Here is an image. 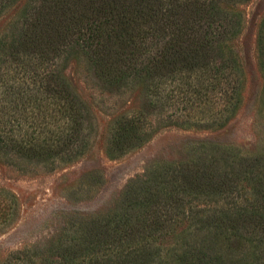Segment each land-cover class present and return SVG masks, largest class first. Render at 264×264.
Wrapping results in <instances>:
<instances>
[{
  "label": "trees",
  "instance_id": "trees-1",
  "mask_svg": "<svg viewBox=\"0 0 264 264\" xmlns=\"http://www.w3.org/2000/svg\"><path fill=\"white\" fill-rule=\"evenodd\" d=\"M249 1L0 0V15L19 5L0 36V163L52 171L87 152L93 114L65 77L73 58L103 89L140 96V111L111 123L113 152L146 141L158 117L223 126L241 102L233 42L244 22L238 7ZM257 43L264 71V16ZM211 154L130 189L122 213L95 223L79 245L59 241L49 258L16 251L0 264H264V158ZM18 208L1 190L0 228Z\"/></svg>",
  "mask_w": 264,
  "mask_h": 264
},
{
  "label": "rangeland",
  "instance_id": "rangeland-1",
  "mask_svg": "<svg viewBox=\"0 0 264 264\" xmlns=\"http://www.w3.org/2000/svg\"><path fill=\"white\" fill-rule=\"evenodd\" d=\"M18 9L14 5L0 15V36ZM238 9L244 22L233 46L242 69L241 102L221 127L167 125L158 123V117L146 141L127 145L123 153L113 152L108 144L111 123L121 112L140 111V96L128 92L119 97L102 88L95 74L86 70L84 60L69 62L65 77L91 109L94 136L84 156L52 171L0 163V191L14 194L19 202L14 223L0 228V263L22 250H36L49 258L58 253L55 244L63 240L79 245L95 223L103 224L122 213L130 189L141 193L140 188L154 184L155 175L166 167L198 162L220 148L264 158V71L257 43L264 0H250ZM175 242L173 237L164 241V251Z\"/></svg>",
  "mask_w": 264,
  "mask_h": 264
}]
</instances>
